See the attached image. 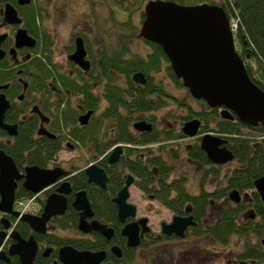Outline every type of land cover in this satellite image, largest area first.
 I'll return each instance as SVG.
<instances>
[{
	"label": "flooded vegetation",
	"instance_id": "obj_1",
	"mask_svg": "<svg viewBox=\"0 0 264 264\" xmlns=\"http://www.w3.org/2000/svg\"><path fill=\"white\" fill-rule=\"evenodd\" d=\"M151 1L159 0H86L85 3L90 5L91 15H93V18L95 19L96 31L88 35L86 30L83 28H78L74 30V32L70 34V43L67 45L65 44L63 46L65 52H61L59 56L60 58H62L61 61L57 58V43L55 31L47 21L48 16L52 17L57 10L54 5L56 3V0H0V94H4L6 100L10 104V106L4 112V121L7 124L16 125L17 130L16 134L11 135L7 130L0 128V131L3 132L0 133V141L1 143H3V145L5 144L3 148L0 149L5 151L7 155L11 156L7 153L6 149H11V145L15 144V142L17 141V137L21 134V132H24L28 130L27 128H30L29 130L33 131L34 140L50 139L59 141L61 144L56 153L57 159L55 161H51L47 166H36H39L40 168L61 167L66 172V174L61 176L57 182L45 188L39 194H34L31 191L27 190L24 186L25 178L22 177L20 180L17 181V188L22 185L26 191L32 193L33 195L31 197L17 199L15 191V201L13 210L21 213L19 203L21 201L33 200L34 209L28 211L25 214H31L36 216L42 215L45 203L51 194L56 193L64 183H68L69 188L71 189L69 193L65 194V196L67 197V208L65 212L63 214L53 216L51 220L47 223L46 231L43 233H38L34 231L29 223L25 221H20L28 224V226L32 230V233L30 235L23 236L17 228L18 223L15 224L13 221V219L15 220V216L0 210V231L5 230L4 224L11 222L10 228L6 230L7 236L4 239L2 247L0 249V252L4 250L8 254L10 258V264H22L20 255L9 254L11 246L17 242V240H15L11 236L14 230L18 231L21 237L26 240H29V238L32 236L36 239L38 243V251L34 259V264L36 261H38V263L40 264H64L60 258V250L64 246H72L78 251L89 250L79 249L72 244H64L63 246L58 247L57 244H53L50 241L48 234L56 233L60 236L68 235L74 237H82L81 234L83 232L79 230V227V234L77 232H74L75 234L72 235L67 234L66 232L68 230H63L61 228L55 227V225L53 224V219L57 216L64 215L70 209H74L78 213L80 221V212L74 207V202L76 201L77 193L85 191L90 203L91 200L88 196L87 190L82 188H75L76 184H80L83 181L84 175H86L87 180L90 184H93L104 191H108V187L110 184L109 173L112 171L114 165L119 164L121 158L123 157V154L128 151L126 147H132L133 145L132 143H116L109 147L103 154H100L99 152H96L92 145L90 146L88 143H85L84 137L86 129L90 131V122L92 121L93 117L99 116L100 113L104 111L107 106V100L104 97V87L106 78L110 76L104 77L102 75V70L99 69L98 66L104 63L111 64V62L113 61L112 56L120 51L123 53L125 59H132L134 56L148 59L149 55L153 52L154 43L156 42L149 41L143 35H141L143 24L147 19L146 6ZM161 1H174L184 6L209 4L222 7V5H220L222 0ZM213 2H216V4ZM65 9L66 7L64 8L63 6H61L62 11H64ZM119 15H123V17H125L124 20H120ZM102 19H104L105 22H109V28L112 27L114 31H117L113 32L111 29L104 27L105 34L109 32L110 39L114 40L104 39L102 42V39H100V37H102V32L101 27L99 25V21L102 22ZM104 20L102 23L103 25ZM98 37L100 40L97 39ZM80 40L82 41L85 50L83 59L82 57L76 56ZM137 42L144 46V52H142L143 50L135 51L134 45ZM158 45L161 46L160 44ZM64 57L66 58L65 61L68 66L63 65ZM42 63H45L47 67L45 68L46 71L42 68ZM86 63L89 64L88 68L84 67L83 65ZM110 74L117 81H125L124 75L117 72L116 69H110ZM160 76L161 73H157L154 75V77L156 78H159ZM145 77L148 82V77L146 75ZM86 80H89L93 85L92 94L93 96H95V99L94 97L93 99L99 103V109H97V111L87 107L86 94L82 91ZM134 82L141 86H145L147 84V82L146 84L137 83L136 81ZM76 86H78V89H76ZM193 100L195 103L191 105L193 108L196 109V113L193 115V117L189 120H182L174 117L172 122H169L168 125L169 129L174 134L176 132H179V130H182L185 135L183 138L165 140L167 136L165 130L166 128L162 129L159 127V110L142 113L141 116H139L140 114H137V117L132 120V129L135 133L149 134L152 132H157V134L163 139V141L147 142L144 143L141 147H139L143 148L144 150H147L148 148H159L162 150V152H164V148L160 146L163 142H179L180 147L177 148L182 153V156L180 158L185 156L183 155L184 153L182 149L188 148L195 142H198L200 144V147L202 148V139L204 135L206 133H209L210 131L201 132L202 121L200 120V116L197 115V111H201L204 107L203 99L193 97ZM217 108L219 109V112L222 110V108ZM187 111L188 108L185 109V115L187 114ZM195 119L200 121L198 134L194 137H189L184 132V125L187 121ZM182 121H185L184 124L182 123ZM141 122L145 123L143 124L145 126L144 128L150 129H138L136 125ZM245 124L246 125L243 127L244 131L258 133V131L254 128L258 127L260 124L258 126H251L247 123ZM106 126L107 125H105L104 123V133L107 132ZM110 126H112V123L110 124ZM250 126L253 128H251ZM41 129L45 131L46 134L39 133ZM174 134L170 133V136H174ZM222 138L228 140L226 146L229 148L230 140L224 136ZM78 146H88V151L90 152V154L95 156L96 160L93 163H90L87 167L81 166L79 163L80 161L78 160L75 162L71 161L68 165L65 166L57 162L61 150L66 147L71 149H77ZM223 146L224 145H221L220 147ZM35 149L36 145L32 148V150ZM118 150H120L119 153H117ZM202 150L205 152L208 158V165H204L203 163H200L195 159L187 157L190 161L194 162V164L200 166L202 168V172H204L201 182L198 185V190L192 191L191 188L188 186L187 178L183 177L186 182V187L193 197L200 196L204 191L215 193L217 188H227V186L229 185V174H232L235 168L238 166L240 167V165L242 164L239 159L236 160V155L232 150L231 151L234 154L233 160L223 164H218L210 161L207 152L203 148ZM130 152L131 150H129L127 154L129 155V157L132 158L133 151L131 153ZM147 152L150 151L147 150ZM111 159L113 161H111ZM105 160H107V162H105ZM168 160L171 162H175L178 159ZM174 162L173 165L169 162V165L174 167ZM231 162L236 164L234 168L231 170L230 173L222 174V166L227 165ZM92 164H96L99 168H102L104 170L108 178L106 189H104L98 183L89 181V177L86 173V170ZM16 166L19 172H25L27 167L35 165L25 163L23 168H20L17 164ZM213 166H215L216 169L218 168L220 170V172L216 171L218 173H221L219 176L214 175L211 172V168ZM175 169L176 168L174 167L173 170ZM153 173L155 175L159 174L157 166H154ZM125 175V183L117 191V193L112 199V201L116 204L117 209L118 204L115 202V198L117 197L118 192L126 185L128 176L132 175L134 177V182L136 180L135 176L131 174L128 169H126ZM263 176L264 175H262L261 177ZM212 181L216 182L215 186L208 188L206 184ZM233 190H237L239 192L237 201H234L231 198V192ZM255 190L259 193L261 200L264 202L258 189L255 188ZM173 193L175 195L174 197H177L180 194V192H178L177 190L173 191ZM150 197L155 199L154 195ZM228 199L235 205H245L244 211L248 213L250 218L248 217V215H245V212H243L241 218L243 222H248L251 220L255 221L253 219L255 216H257L261 221V218L255 212L256 207L254 205L255 203L251 193L240 191L237 188H228L227 194L221 199L214 198L213 196V198H211L210 208L219 209L223 206L222 201H228ZM128 202L131 203L129 199ZM159 202L163 206L171 210V212L173 213L172 220L170 222L173 221L175 216L187 217L193 215L196 224L191 225L186 230V236L189 234L197 235L192 232V229L198 225V220L196 219L193 213V207H195L193 201L186 202V208L184 213H175L171 208L163 204L160 200ZM92 219H97L103 222L102 220L96 217L95 211L94 217ZM139 219L140 217H137L136 215L135 217L128 218L125 222H121L118 217V220L122 223L120 233L122 238L125 240V247L114 241L116 237L115 228L112 225H109L108 223L103 222L107 224L110 228H112L114 231V235L110 239L98 232H93L90 234L83 233L88 235V237H90L92 240H94V234H99L105 240L103 242V247L98 249H90L89 251L104 254V258L101 261V264H136L138 257L143 256L147 260L148 264H172L173 261L170 259L171 249H166L165 251H162L159 249V247L163 244L164 247H167V243H169L171 240L185 238L186 236L178 237L175 234L167 235L163 233V223L165 221L161 223V231L156 233L152 230L150 226V220L148 218V226L150 227V231L146 232L144 236L141 237L140 244L137 247H128V238L122 234V229L127 223L135 220L137 221ZM36 234L44 236L36 237ZM162 236H165L168 239L162 240ZM197 236H209L212 239L217 240L209 234H201ZM262 242H264V239H262ZM116 247H119L121 249V255H118V252L115 251ZM125 251H127L126 254ZM0 262L1 264H8V262L3 258L0 259Z\"/></svg>",
	"mask_w": 264,
	"mask_h": 264
},
{
	"label": "trees",
	"instance_id": "obj_2",
	"mask_svg": "<svg viewBox=\"0 0 264 264\" xmlns=\"http://www.w3.org/2000/svg\"><path fill=\"white\" fill-rule=\"evenodd\" d=\"M213 3L216 4V2ZM220 5L225 9L229 19L238 21V28L234 32L237 51L245 61L253 82L264 90V0H222ZM112 57L111 64L104 63L98 66L104 77L110 76L106 78L104 87L107 106L99 116L93 117L90 122V131L86 129L84 141L90 146L92 145L96 152L100 154H103L116 143H132V147L128 146L126 149L133 151V157H129L127 151L123 154L119 164L113 166L112 171L109 173L108 191L90 184L86 175H84L80 184H76L75 188L86 189L96 217L115 228L116 237L114 241L125 247V240L120 233L122 223L118 220V209L112 199L125 183L126 169L136 176V183L146 194L149 196L154 195L155 199L160 200L175 213H184L186 202L193 201L195 206L193 207V213L198 220V225L192 229V232L197 235L209 234L219 242L226 244L233 236L249 238L251 235L264 234V202L255 190V181L264 175V125L260 124L254 128L258 133L246 132L243 129L246 124L237 116L234 120L224 119L217 107L210 108L203 100V109L197 111V115L200 116L202 121L201 132L213 130L228 138L230 140L229 148L235 153L236 160L239 159L242 164L240 167H236L232 174H229L227 188H217L215 193L204 191L200 196L193 197L188 191L183 177L171 178L174 167L169 165V161H166L163 155H154L151 148L147 149L150 151L149 154H145L143 148L139 147L147 142L163 141L157 132L140 134L135 133L132 129V120L137 117V114L141 116L142 113L157 111L168 105L169 99L173 97L169 91V85L176 84L178 87L186 89L188 94L191 95L189 88L185 87L183 80L176 76L163 47L156 43H154L153 52L148 59L138 56L125 59L121 51ZM41 66L43 69L47 68L45 63H42ZM110 69H116L117 72L123 74L125 81L115 80L110 74ZM138 71H143L148 77L145 86L136 84L132 79V75ZM157 73H161L159 78L154 77ZM76 89H78V86H76ZM92 90L93 85L89 80H86L82 91L86 94L87 107L97 111L99 103L94 100L95 96H93ZM175 100L177 104H181L177 98ZM187 108L188 111L185 115V109ZM181 109L182 114H174V117L189 120L196 113V109L190 103H187L184 107L182 103ZM169 115H173V113ZM106 121L110 123L106 126L107 132L104 133L103 126ZM184 122L182 121L183 124ZM111 123L112 126H110ZM214 123L215 126H213ZM27 129L21 132L15 144L11 145V149H6L7 153L14 158L16 164L23 168L25 163L47 166L51 161H55L57 159L56 153L61 146L60 142L50 139L34 140L33 131H30V128ZM165 130L167 135L165 140L185 136L182 130L174 134L169 126ZM0 133L3 132L0 131ZM170 133L174 136H170ZM4 145L0 141V148H3ZM35 145L36 149L32 150ZM160 146L164 148L167 159L175 160L182 156L177 148L180 147L179 142H163ZM182 151L189 158L195 159L204 165L209 164L208 158L198 142L182 149ZM154 166L158 167V175L153 173ZM216 171L220 172L218 168L216 169L213 166L211 172L219 176L221 173ZM228 188H237L240 191L251 193L256 207L255 212L261 218V221L243 222L241 218L245 205H235L229 199L228 201H222L223 206L219 210L218 208H210L211 198L214 196V198L221 199L227 194ZM176 190L180 194L174 197L173 191ZM32 195L22 185L16 190L17 199L31 197ZM213 211L216 212L214 215H212ZM53 224L55 227L68 231L72 230L79 234V215L74 209H70L62 216L55 217ZM17 228L23 236L32 233L26 223H18ZM81 235L82 237H74L52 233L48 234V237L58 247L64 244H72L79 249L90 250L104 246L103 242L105 240L99 234H94V240L86 234L82 233ZM35 236L44 235L36 234ZM166 239L168 238L162 236V240ZM246 242L244 250L237 255L238 260L232 264L238 262L239 264L264 263L262 242L258 244L250 241ZM35 264L40 263L36 261Z\"/></svg>",
	"mask_w": 264,
	"mask_h": 264
},
{
	"label": "water",
	"instance_id": "obj_3",
	"mask_svg": "<svg viewBox=\"0 0 264 264\" xmlns=\"http://www.w3.org/2000/svg\"><path fill=\"white\" fill-rule=\"evenodd\" d=\"M146 12L147 19L141 35L163 47L175 74L183 80L184 86L189 88L193 97L203 99L210 107L222 108L220 115L224 119L234 120L237 116L251 126L264 124V90L253 82L245 61L237 51L235 34L224 8L209 4L184 6L174 1L159 0L149 2ZM80 41L76 56L83 59L85 50ZM83 65L86 68L89 66L88 63ZM133 79L141 84L147 82L143 72L135 73ZM9 106L5 95L0 94V128L14 135L17 133L16 125L4 121V112ZM143 124L145 123H138L136 127L140 130L150 129L144 128ZM199 127V120H191L185 123L184 132L187 136L194 137L198 134ZM44 132L42 129L39 131L46 134ZM227 143V139L205 134L202 148L207 152L210 161L223 164L234 158L233 152L226 146ZM221 145L224 146L220 147ZM26 172L24 186L34 194L53 185L66 174L61 167L40 168L36 165L27 167ZM86 173L90 182L107 188L108 178L102 168L92 164ZM22 177L13 158L0 149V210L15 217L19 216V212L13 210L15 191L17 181ZM133 182L134 177L129 175L126 185L115 198L121 222L137 215V206L128 202L129 188ZM255 184L264 200V176L257 179ZM70 190L69 184L64 183L56 193L48 197L42 215L25 214L21 220L29 223L34 231L45 232L51 218L65 212L67 208L65 194ZM238 196L237 190L231 192L234 201L238 200ZM74 207L80 212L78 227L81 232L86 234L98 232L108 239L113 237L112 228L97 219H92L94 211L85 191L77 193ZM195 224L193 215L175 216L172 222L163 223V233L185 237L186 230ZM10 226L11 222H8L4 224L5 230L0 231V249L7 236L6 230ZM149 231L148 218L144 217L127 223L122 229V234L128 238V247H137L141 237ZM11 236L17 242L11 246L9 254L20 255L22 264H34L38 251L36 239L32 236L26 240L16 230ZM115 251L121 255L119 247H116ZM2 258L10 264V258L4 250L0 252V259ZM60 258L64 264H101L104 254L89 250L78 251L72 246H64L60 250Z\"/></svg>",
	"mask_w": 264,
	"mask_h": 264
},
{
	"label": "rangeland",
	"instance_id": "obj_4",
	"mask_svg": "<svg viewBox=\"0 0 264 264\" xmlns=\"http://www.w3.org/2000/svg\"><path fill=\"white\" fill-rule=\"evenodd\" d=\"M85 1L86 0H56V3L54 5L57 10L52 17L48 16L47 21L49 22V25L53 27L56 34L57 58L61 61L62 58H60L59 56L61 52H65L63 46L70 43V34L74 32V30L83 28L86 30L88 35L96 31L95 19L93 18V15H91L90 5L85 3ZM61 6H63L64 8L66 7V9L62 11ZM124 18L125 17H123V15H119L120 20H124ZM103 20L104 19H102V22L99 21L102 32V37H100V39H102V42L104 39H110L109 32L105 34L104 30V27L109 28L110 24L109 22H105L104 20L103 25ZM229 20L230 22H232V19ZM109 29H111L113 32H117L114 31L112 27H110ZM232 31L233 33L235 32L233 28ZM97 39H99V37ZM134 49L135 51L143 50L142 52H144L145 48L143 45L137 42L134 45ZM63 59V65L68 66L65 61L66 58L64 57ZM164 72L166 71L164 70ZM169 91L171 93V96L173 97L169 99V103L166 107L158 111L160 121L159 127L162 129L166 128L169 125V122H172L174 114H182V103L183 107L187 103H195L193 97L188 94L186 89L180 88L176 84H173L171 86L169 85ZM176 98L181 102V104H177L175 100ZM171 113H173V115H169ZM109 123L110 122L107 121L105 122V125H108ZM213 126H215V123L213 124ZM209 133L218 135L213 130ZM143 152L145 154H149L147 150L143 149ZM152 152L154 155H163L164 159L166 161H169L165 152H162L159 149H152ZM183 155L185 156L176 160L175 162L169 161L172 165L174 162V167L176 168L172 173L171 178H187L188 186L191 188V190L197 191L198 185L201 182L204 172H202V168L200 166H197L196 164H194V162L190 161L187 158L186 154ZM77 160L80 161L79 163L81 166L87 167L90 163H93L96 158L95 156L90 154V152L88 151V146H78L77 149L66 147L60 151L57 162L65 166L68 165L71 161L75 162ZM235 165V163L231 162L227 165L222 166L221 173H230ZM133 183L134 184L130 188L129 200L131 203L137 206V217H148L152 230L156 233L160 232L162 229L161 223L164 221L170 222L172 220L173 213L171 212V210L163 206L158 199H153L148 194H146L144 190L139 187V184L136 183V180ZM215 184L216 182L212 181L210 183H207L206 185L209 188L214 187ZM244 212L245 215H248L246 211ZM215 213L216 212H212V215H214ZM248 217L250 218L249 215ZM253 219L255 221H260L257 216H255ZM66 233L71 235L75 234L72 230L67 231ZM262 239H264V234L260 236L251 235L249 236V238H239L238 236H233L226 244H224L212 239L209 236H197L189 234L185 238L173 239L169 243H167V247H164L163 244L159 247V249L162 251L171 249L170 259L173 261L172 264H232L238 260L237 255L244 250L247 244L246 241L258 244L262 242ZM143 257H138L136 264H148L145 257ZM237 264H239V262Z\"/></svg>",
	"mask_w": 264,
	"mask_h": 264
},
{
	"label": "built area",
	"instance_id": "obj_5",
	"mask_svg": "<svg viewBox=\"0 0 264 264\" xmlns=\"http://www.w3.org/2000/svg\"><path fill=\"white\" fill-rule=\"evenodd\" d=\"M231 27L236 31L238 28V21L232 19ZM19 207H20V210L22 212H28V211H31L32 209H34V202H33V200L21 201L19 203Z\"/></svg>",
	"mask_w": 264,
	"mask_h": 264
},
{
	"label": "bare ground",
	"instance_id": "obj_6",
	"mask_svg": "<svg viewBox=\"0 0 264 264\" xmlns=\"http://www.w3.org/2000/svg\"><path fill=\"white\" fill-rule=\"evenodd\" d=\"M235 42H236V40H235ZM242 121V120H241ZM243 122V121H242ZM26 170H25V172H20V174L21 175H23V178H25V175H26ZM261 178V177H260ZM259 179V178H258ZM256 188V187H255ZM39 194V193H38ZM25 213H27V212H22L21 211V213H19V216L18 217H15V220H14V223L15 224H17V223H19L20 221H22L21 220V218L23 217V215H25ZM263 245H264V242H262V250H264V248H263Z\"/></svg>",
	"mask_w": 264,
	"mask_h": 264
}]
</instances>
